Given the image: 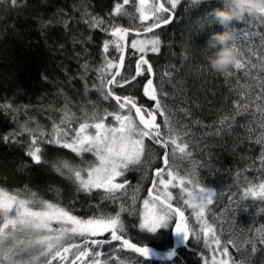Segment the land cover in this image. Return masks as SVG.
I'll use <instances>...</instances> for the list:
<instances>
[{"label": "trees", "instance_id": "trees-1", "mask_svg": "<svg viewBox=\"0 0 264 264\" xmlns=\"http://www.w3.org/2000/svg\"><path fill=\"white\" fill-rule=\"evenodd\" d=\"M152 1L153 7L156 0ZM117 2L122 4L123 0H18L15 6L9 0H0V101L11 103L18 109H0V133L10 137L5 141L0 135V187L17 190L27 186L43 199L66 206H72L76 199L77 214L82 216L93 214L85 207L90 202L93 203V211L95 204H99L106 212H114L119 207V202H101V193L98 191L90 197L84 193L77 194L74 185L57 174L52 162L64 157L76 160L71 152L44 143V155L48 163L40 165L33 164L26 155L33 135L42 139L39 137L40 131L51 133L54 125L61 124L67 118L73 122L82 120L85 111H91L92 102L105 103L90 88L96 78L95 71L90 72L87 80L89 87L86 88L85 80L80 78L84 74L81 66L87 61L90 69L98 68L105 55L102 51L103 41L113 38L100 30L91 29L85 20L99 16L104 20L118 21L123 26H139L138 13H135L132 5L124 7L133 13L135 20L110 16ZM162 3L166 1L162 0ZM220 6V0H208L199 5H192L191 0H183L173 22L156 31L162 41L161 51L158 55L149 53L148 59L155 70L154 80L157 83L163 81L164 91L168 93L164 98L170 106L169 115L181 136L178 142L188 145L185 154L177 149L174 159L170 155L173 170L181 175L193 173L201 185L217 193L205 219L213 226L217 237L221 238L219 251H222L223 246H228L231 255L239 259L240 253L228 244L232 240L255 260V264H261L264 251L258 250L253 254L251 244L247 241L252 238L258 249H264V244L260 243L261 234L264 233V201L250 196L241 197L248 181L258 184L264 179V165H261L264 145L256 142L264 129L259 126L261 115L254 105L249 109L255 113L254 116H236L237 109L233 102L243 103L244 94L250 91L242 85H258L260 80H264L259 58L252 55V51H264V34L259 23L243 27L240 33H236L234 41L238 49L247 52L257 62L258 66L250 69V75L245 76L242 70H233L234 74L227 78L212 74L207 67L205 57L208 53L204 46L212 32L222 29L212 24L205 15ZM245 32L249 33L247 37L242 34ZM89 36L91 41L88 40ZM132 38L130 35L129 41ZM249 40L256 43H242ZM131 51L128 47L127 54ZM108 55L118 54L114 48H110ZM126 64H130L134 72V57L127 58ZM169 71L173 72V83L167 82L169 77L166 73ZM254 91H259V88ZM135 94L140 103H153L143 96L142 86L135 90ZM111 103L115 104L114 101ZM226 116L235 117V120L229 119L221 124ZM158 121L162 122V118L158 117ZM250 128L252 131H249ZM152 148L155 152L149 150L146 158L155 156L156 162L146 169L149 170L148 174L162 165L163 150L155 145ZM189 152L191 155H186ZM85 156L88 160L95 159L91 154ZM126 178L131 181L129 190L139 186L145 198L150 199L146 191L152 175L147 177V173L140 169L129 171ZM169 190L174 196L179 194L178 188ZM233 193L237 203L232 205L230 215H218L222 205L228 206L227 198ZM186 216L190 228L189 247L176 252L177 264H205L209 250L217 251L216 245L212 243L208 247L205 244L201 225L197 221L192 223V214L188 209ZM124 219L128 222V238L138 246L146 243L161 251L171 249L170 226L169 230H162L153 236L141 232L138 224L133 226L131 215L125 214ZM192 231L199 233V240L192 235ZM109 251L117 254L114 249L109 248ZM119 255L126 260L135 256L125 251H120ZM112 264H118V261Z\"/></svg>", "mask_w": 264, "mask_h": 264}, {"label": "snow or ice", "instance_id": "snow-or-ice-1", "mask_svg": "<svg viewBox=\"0 0 264 264\" xmlns=\"http://www.w3.org/2000/svg\"><path fill=\"white\" fill-rule=\"evenodd\" d=\"M17 2L18 0H9L12 6ZM182 2L183 0H166V3H161L157 0L156 5L151 8L146 7L148 0H123L122 4L117 2L110 16L135 20L133 13L124 7L132 5L135 13H138L139 26H123L118 21L104 20L99 16L85 20L91 29L100 30L113 38L104 39L102 51L105 55L98 68L90 69L87 61L81 66L84 74L80 78L85 80L86 88L89 87L87 80L90 72L95 71L96 78L90 88L105 103L92 102L91 111L86 110L82 120L76 119L73 122L71 118H67L61 124L54 125L51 133L40 131L39 137L42 139L33 135L26 155L33 164L40 165L48 163L44 155V143L71 152L76 160L64 157L52 162L57 174L72 183L77 194L84 193L90 197L98 191L101 193V202H119V207L114 212H106L99 204H95L93 211V203L90 202L85 207L93 214L82 216L77 214L76 199L72 206H66L43 199L27 186L17 190L0 187V264H112L113 261H118V264H148L152 260L151 249L146 243L138 246L128 238L125 214L133 217V226L138 224L141 232L153 236H157L162 230H169L170 223L175 219V227L170 232L173 236L180 237L185 248H188L190 229L187 209L191 210L201 225L205 244L211 247L214 243L217 250L221 249V238L217 237L213 226L205 219L217 193L201 185L193 173L181 175L174 171V165L170 163V155L174 159L177 149L185 154L188 145L178 142L181 136L169 115L170 106L164 98L168 93L164 91L163 81L157 83L154 80L155 70L148 59L149 53L158 55L161 51L162 41L155 30L173 22ZM191 3L200 4L199 0H191ZM256 23L262 26L264 34V17H246L242 22L235 23L232 30L240 33L241 28ZM130 34L133 38L129 42ZM144 34L152 35L148 37ZM242 34L245 37L249 35L247 32ZM91 39L89 36L88 40ZM242 43L255 44L256 41ZM126 44L132 50L130 54H127ZM233 44L238 49L235 41ZM110 48H114L118 55H108ZM238 53L237 63L225 78L232 76L233 70H242L248 76L250 69L258 66L247 52L238 49ZM252 55L259 58L260 71L264 72V51H252ZM132 57L134 72L131 71V65L126 64V59ZM166 75L169 77L167 82L173 83V72L169 71ZM141 86L143 96L153 102L151 105L139 102L135 90ZM242 87L250 91L244 94L243 103L233 102L237 109L236 116H254L255 113L249 111L250 106L254 105L261 115L259 126L264 129V80H260L258 85ZM257 87L259 91H254ZM113 101L114 105L111 103ZM0 109L18 110L11 103L3 101H0ZM158 117L162 118V122L158 121ZM229 119L234 121L235 117L226 116L221 124ZM0 135L5 141L10 139L7 134ZM256 142L264 145V133ZM152 145L163 150L161 159L164 167L155 169L152 187L148 189L150 199H143V210L138 211L136 193L139 192V186L129 197L131 181L126 176L129 171L147 169L156 162L155 156L146 158L149 150L155 152ZM85 154H91L95 159L88 160ZM261 165H264V148L261 151ZM172 188L179 189L177 196L169 190ZM242 191L241 199L250 196L264 201V179L258 184L248 181ZM126 198L131 200V204L124 202ZM227 199L228 206H221L218 213L220 216L230 215L232 205L237 203L235 193ZM80 210L83 211V208ZM25 232L30 237L27 240L21 239L20 234ZM192 235L197 240L200 239L199 233L192 231ZM247 243L251 244L253 254L258 250L264 251L258 249L252 238ZM260 243L264 244V233L261 234ZM228 244L233 245L235 251L240 253L239 259L231 255L228 246H223L220 255L227 259L217 261L214 258L212 264H255V260L247 256L234 241L229 240ZM109 248L116 250L117 254L109 251ZM120 251L135 256L126 260L119 255ZM166 259L168 264H177L174 250L167 253ZM261 264H264V258Z\"/></svg>", "mask_w": 264, "mask_h": 264}, {"label": "clouds", "instance_id": "clouds-1", "mask_svg": "<svg viewBox=\"0 0 264 264\" xmlns=\"http://www.w3.org/2000/svg\"><path fill=\"white\" fill-rule=\"evenodd\" d=\"M199 2L207 3L208 0ZM220 5L205 15L222 30L208 36L204 50L208 53L205 57L208 70L212 74L225 76L235 66L239 55L233 44L236 33L232 26L246 17H264V0H220Z\"/></svg>", "mask_w": 264, "mask_h": 264}, {"label": "water", "instance_id": "water-1", "mask_svg": "<svg viewBox=\"0 0 264 264\" xmlns=\"http://www.w3.org/2000/svg\"><path fill=\"white\" fill-rule=\"evenodd\" d=\"M159 2L162 3L161 0H159ZM156 3H157V0H156ZM167 26H165V27H167ZM165 27H163V28H165ZM163 28H161V29H163ZM161 29H157L155 31H159ZM144 35H149V34H144ZM125 47H126V51H127V48H128L127 47V44L125 45ZM161 167H164L163 163H162ZM154 172L155 171H153V173H152V180H151V183H150V186L148 187V189L152 187L153 174H154ZM148 189H147V194H148ZM174 227H175V219L173 220V224H172L171 229L174 228ZM170 237H171V241H172V247H171L170 250H174L175 253H176L178 250L183 249L185 247L184 244L182 243L180 237L173 236V234L171 232H170ZM148 247L151 249V253H152V260H151V262H156V263H165V262H168L167 259H166V256H167V253L170 250L169 251H161V250H157L154 247H150V246H148Z\"/></svg>", "mask_w": 264, "mask_h": 264}, {"label": "rangeland", "instance_id": "rangeland-1", "mask_svg": "<svg viewBox=\"0 0 264 264\" xmlns=\"http://www.w3.org/2000/svg\"><path fill=\"white\" fill-rule=\"evenodd\" d=\"M166 1V0H165ZM156 2V1H155ZM152 3H153V1L152 0H148V3H147V5H146V7H148V8H151L152 7ZM130 42V41H129ZM142 171H144L145 173H147V177H150V174H148V171L149 170H146V169H141ZM136 188H133V189H130L129 190V188H128V193H129V197H130V193L131 194H133V192H134V190H135ZM132 191V192H131ZM136 195L138 196V199H137V208H138V211H141V210H143V208H142V203H143V199H147V198H145V196L144 197H141V192L139 191L138 193H136ZM126 203L127 204H131V200L130 199H127V201H126ZM188 211L192 214V212H191V210L190 209H188ZM191 219H193L192 220V223H194L196 220V218L192 215V218ZM173 222V221H172ZM172 222L170 223V228H171V225H172ZM194 228V227H193ZM216 259L217 261L218 260H220V259H222V258H224V259H227L226 257H222L221 255H220V251L219 250H217L216 252H215V256H214V251H212V250H209V253H208V260H207V264H212V261H213V259Z\"/></svg>", "mask_w": 264, "mask_h": 264}, {"label": "bare ground", "instance_id": "bare-ground-1", "mask_svg": "<svg viewBox=\"0 0 264 264\" xmlns=\"http://www.w3.org/2000/svg\"><path fill=\"white\" fill-rule=\"evenodd\" d=\"M154 171H155V170H154ZM152 173H153V171H152ZM150 175H152V174H150ZM139 191L141 192V197H144L145 195L143 194V191H141V189H139ZM146 192H147V191H146ZM147 195H148V194H147ZM29 238H30V237H29V235H28L27 232L21 234V239L27 240V239H29Z\"/></svg>", "mask_w": 264, "mask_h": 264}]
</instances>
